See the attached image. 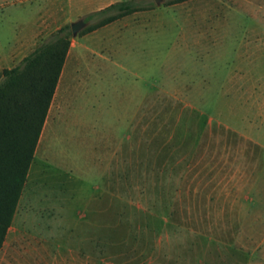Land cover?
<instances>
[{"label":"rangeland","instance_id":"obj_1","mask_svg":"<svg viewBox=\"0 0 264 264\" xmlns=\"http://www.w3.org/2000/svg\"><path fill=\"white\" fill-rule=\"evenodd\" d=\"M122 0H0V76ZM147 6L70 46L0 264H264V0Z\"/></svg>","mask_w":264,"mask_h":264},{"label":"trees","instance_id":"obj_2","mask_svg":"<svg viewBox=\"0 0 264 264\" xmlns=\"http://www.w3.org/2000/svg\"><path fill=\"white\" fill-rule=\"evenodd\" d=\"M186 0H169L167 3ZM147 6L113 2L90 12L82 32L109 24ZM68 25L60 27L21 62L0 76V248L11 224L49 106L70 46Z\"/></svg>","mask_w":264,"mask_h":264},{"label":"water","instance_id":"obj_3","mask_svg":"<svg viewBox=\"0 0 264 264\" xmlns=\"http://www.w3.org/2000/svg\"><path fill=\"white\" fill-rule=\"evenodd\" d=\"M157 4H160L162 0H155ZM87 26V22H85L82 18L78 19L74 22H71L70 28H71V34L72 36H76L78 32L83 30Z\"/></svg>","mask_w":264,"mask_h":264},{"label":"crops","instance_id":"obj_4","mask_svg":"<svg viewBox=\"0 0 264 264\" xmlns=\"http://www.w3.org/2000/svg\"><path fill=\"white\" fill-rule=\"evenodd\" d=\"M111 4V3H110ZM109 5V4H108ZM101 9V8H100ZM99 10V9H98ZM96 11V10H95Z\"/></svg>","mask_w":264,"mask_h":264}]
</instances>
